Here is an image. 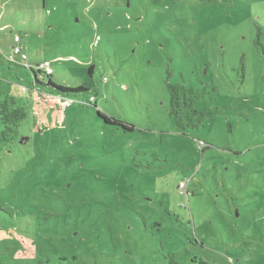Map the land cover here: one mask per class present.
<instances>
[{"label":"rangeland","instance_id":"1","mask_svg":"<svg viewBox=\"0 0 264 264\" xmlns=\"http://www.w3.org/2000/svg\"><path fill=\"white\" fill-rule=\"evenodd\" d=\"M263 51L264 0H0V264H264ZM45 60L97 101L30 91Z\"/></svg>","mask_w":264,"mask_h":264},{"label":"trees","instance_id":"2","mask_svg":"<svg viewBox=\"0 0 264 264\" xmlns=\"http://www.w3.org/2000/svg\"><path fill=\"white\" fill-rule=\"evenodd\" d=\"M258 40V39H257ZM259 44V42L257 41ZM264 52V51H263ZM40 64L36 66L29 65V68L34 73V81L29 90L48 91L52 94H57L60 97L68 98L71 102L80 100L85 104H90L97 101L98 89L79 84L76 86L63 85L56 83L49 76L45 80V75L40 69ZM168 88L170 91V114L173 116L175 126L178 130L188 131L190 129H199L203 122L210 117V113L200 109L196 105V101L201 99L205 90L199 91L192 86H185L180 82H169ZM23 89H27L23 87ZM87 97L85 100L81 97ZM90 96H94V100H90ZM98 115L109 123H114L122 127L124 130H132L133 126L121 120L112 118L108 114L98 110ZM26 107L19 103L18 99L10 94L0 98V127L1 138L6 139L15 128L27 118Z\"/></svg>","mask_w":264,"mask_h":264},{"label":"built area","instance_id":"3","mask_svg":"<svg viewBox=\"0 0 264 264\" xmlns=\"http://www.w3.org/2000/svg\"><path fill=\"white\" fill-rule=\"evenodd\" d=\"M14 52H15V54H21V57L23 59H27L26 53H21V49L19 47H15ZM39 67L43 71L44 75L50 76V74L52 73V66H51V62L49 60H45L44 62H42ZM90 100L93 101L94 96H90ZM180 185L182 186L183 182H181Z\"/></svg>","mask_w":264,"mask_h":264}]
</instances>
